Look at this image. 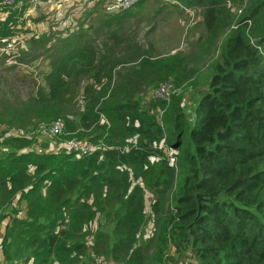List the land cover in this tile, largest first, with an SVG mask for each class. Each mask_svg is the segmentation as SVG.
<instances>
[{"label": "trees", "instance_id": "1", "mask_svg": "<svg viewBox=\"0 0 264 264\" xmlns=\"http://www.w3.org/2000/svg\"><path fill=\"white\" fill-rule=\"evenodd\" d=\"M167 1L200 12L206 35L192 120L177 90L196 68L145 58L126 34L145 0L112 16L94 4L96 26L33 38L20 61L45 62L37 74L0 64V264H264V0ZM31 9L0 6V55ZM165 83L170 98L145 106ZM57 118L53 137L105 146L35 144Z\"/></svg>", "mask_w": 264, "mask_h": 264}, {"label": "rangeland", "instance_id": "2", "mask_svg": "<svg viewBox=\"0 0 264 264\" xmlns=\"http://www.w3.org/2000/svg\"><path fill=\"white\" fill-rule=\"evenodd\" d=\"M29 2L31 12L24 15L23 24L20 25L21 30L13 38L14 40L9 41L2 48L0 64L16 66L18 71L20 68H26L34 71L35 74L46 68L45 62L34 61L37 58L33 57V62L30 61L32 63L25 66L20 61L33 38L64 37L81 29H88L90 24L96 26L93 22L95 15L89 13L94 4L100 12L111 14V16L117 11L126 10L121 8L119 0H29ZM143 5L145 6L142 7L141 15H136L129 21L126 34L140 47V52L145 58L157 60L160 56L175 55L183 58L189 66L196 68L195 84L189 85L188 92L183 91L182 88L177 90V92L186 93L181 107L192 120L194 106L200 93L206 89L204 82L210 70L209 64L201 61L204 57L202 43L206 39L201 13L196 10L174 7L167 0H145ZM139 9L141 8L137 10ZM68 29L70 30L65 34ZM58 32L60 33L57 34ZM140 60L137 59L134 64ZM156 92L157 90H153L144 95L145 106L154 100ZM33 139L35 144L48 143L49 150H52L54 146L66 149L64 136L62 138L42 135L35 128ZM153 198V195L146 191L147 220L141 231L144 237L150 236L153 231L154 216L149 208ZM140 237L137 238L138 241Z\"/></svg>", "mask_w": 264, "mask_h": 264}, {"label": "built area", "instance_id": "3", "mask_svg": "<svg viewBox=\"0 0 264 264\" xmlns=\"http://www.w3.org/2000/svg\"><path fill=\"white\" fill-rule=\"evenodd\" d=\"M16 1L17 0H0V6H10L13 5ZM139 1L141 0H119V4L122 9H129ZM172 92V85L165 83L157 89L156 97L162 100H168ZM64 129L65 121L61 118H57L49 123L40 122L37 125L38 132L42 135L47 136H59L63 134ZM64 146L70 152L76 153L78 155H87L93 153L94 151L105 145L102 142L97 143L89 140L70 138L65 140Z\"/></svg>", "mask_w": 264, "mask_h": 264}, {"label": "crops", "instance_id": "4", "mask_svg": "<svg viewBox=\"0 0 264 264\" xmlns=\"http://www.w3.org/2000/svg\"><path fill=\"white\" fill-rule=\"evenodd\" d=\"M56 7L58 8L59 6L57 5Z\"/></svg>", "mask_w": 264, "mask_h": 264}]
</instances>
